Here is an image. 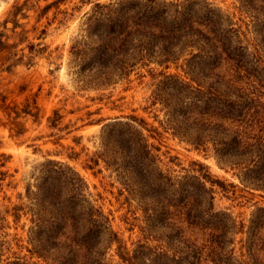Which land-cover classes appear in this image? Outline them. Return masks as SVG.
Masks as SVG:
<instances>
[{"label":"rangeland","instance_id":"1","mask_svg":"<svg viewBox=\"0 0 264 264\" xmlns=\"http://www.w3.org/2000/svg\"><path fill=\"white\" fill-rule=\"evenodd\" d=\"M123 1L128 0H0L2 39L9 36L0 49L1 264L14 260L89 264L84 250L66 254L52 246L46 248L41 239L46 228L64 221L58 208L74 214L67 199L70 195L77 196L73 201L83 205L82 213L90 206L101 210L121 245L129 250L145 236L150 244L168 242L172 248H180L175 237L156 240L160 235L158 222L146 219L144 213L153 203L143 195L139 178L121 168V155L111 151L112 144L107 142L108 124L115 122L133 125L146 137L157 171L168 178L160 189L166 190L170 184L180 189L193 176L212 189L214 209L234 220L236 231L231 235L230 248L236 258L249 259L246 244L252 231L250 221L257 208L264 207V191L249 185L236 168L222 162L210 142L206 149L197 148L175 133V124L182 123L175 121L161 101L153 102L160 71L186 80L192 76L184 72L182 58L165 68L149 56L146 45L144 58H111L105 53L98 61V11L111 14L110 10ZM207 1L240 27L243 44L250 51L252 45L261 42L262 30L251 23L243 0ZM102 5L111 8L106 10ZM17 6L22 9L12 17ZM5 19L7 29L1 25ZM130 51L127 49V54ZM116 59L124 62L118 65L120 69L112 66ZM261 59L260 67L264 68V53ZM259 78L264 81V69ZM250 79L246 94L229 96L231 100H246L240 108L249 113L254 110L253 99L264 103V87L250 86ZM26 107L30 113L21 111ZM181 128V132L189 131ZM107 156L115 162L107 164ZM51 166L61 168L59 180L52 183L43 172ZM68 178L73 186L63 183ZM52 186V193L57 195L53 206L48 204L49 197L42 198ZM71 232L66 225L55 237L72 236ZM259 232L264 234V225ZM185 236L198 244L204 238L188 229ZM117 246L113 242L103 250L102 262L123 264Z\"/></svg>","mask_w":264,"mask_h":264},{"label":"trees","instance_id":"2","mask_svg":"<svg viewBox=\"0 0 264 264\" xmlns=\"http://www.w3.org/2000/svg\"><path fill=\"white\" fill-rule=\"evenodd\" d=\"M243 3L253 26L262 30L261 42L252 45L251 51L243 44L240 27H235L229 15L207 0H128L118 3L110 10L111 14L98 11L96 22L101 32L96 50L98 61L105 53L111 58H144L142 51L148 45L149 56L165 68L182 58L184 72L192 76L186 80L178 74L160 71L153 102L161 101L175 121L182 123L175 124V133L197 148L206 149L205 145L210 142L222 162L236 168L249 185L264 191V103L253 99L254 110L249 113L240 108L246 100L229 98L233 94H246L250 77L253 82L250 86L264 87V81L259 78V72L264 69L260 67L264 53V0H243ZM102 6L106 10L111 8ZM21 9L15 7L11 16H17ZM7 21L1 23L4 29ZM2 36L0 31V49L9 39L6 36L3 40ZM127 49H131L129 54ZM185 54L189 57H184ZM122 63L116 59L112 66L119 68ZM21 111L30 113L27 107ZM108 125L107 142L112 144L111 151L121 155L119 165L129 175L139 178L143 195H148L153 203L144 213L146 219L158 222L160 235L156 240L164 242V238L175 237L180 248H172L168 242L150 244L149 237L145 236L143 242L129 250L121 245L118 233L111 229L109 219L101 210L89 205L82 213L83 205L73 201L77 197L73 195L67 199L74 214L58 208L64 221L43 231L41 239L46 248L52 246L65 250L66 254L84 250L89 264H107L100 255L113 242L118 244L123 264H264V234L259 232L264 225V207H258L250 221L252 231L246 244L249 259L236 258L230 248L231 235L236 231L234 220L214 209L212 189L194 176L180 189L171 184L166 190L160 189L168 183V178L157 171L155 156L143 133L126 123ZM181 126L189 131L181 132ZM113 162L115 158L107 156V164ZM60 170L51 166L43 172L52 183L53 179L59 180ZM203 178L208 179V175L203 174ZM63 181L73 186L69 178ZM53 190L52 186L42 197H49L48 204L52 206L57 204ZM67 217L71 218L69 223ZM36 225L39 226L38 222ZM66 225L72 236L55 237ZM186 229L191 234L200 232L204 237L202 243L187 238ZM6 264L36 263L14 260Z\"/></svg>","mask_w":264,"mask_h":264}]
</instances>
